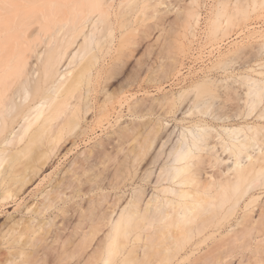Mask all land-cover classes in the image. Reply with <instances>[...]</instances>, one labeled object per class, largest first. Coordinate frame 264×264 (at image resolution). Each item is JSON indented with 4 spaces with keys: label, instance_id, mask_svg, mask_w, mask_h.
I'll return each mask as SVG.
<instances>
[{
    "label": "bare ground",
    "instance_id": "6f19581e",
    "mask_svg": "<svg viewBox=\"0 0 264 264\" xmlns=\"http://www.w3.org/2000/svg\"><path fill=\"white\" fill-rule=\"evenodd\" d=\"M157 1L0 0V218L38 180L36 201L0 232V264H225L250 240L264 264V10L221 0L208 65L170 124L146 118L172 106L170 94L148 103L146 62L136 93L129 78L116 83L131 35L139 46L151 36ZM192 6L177 10L191 27ZM158 63L165 82L173 70Z\"/></svg>",
    "mask_w": 264,
    "mask_h": 264
},
{
    "label": "rangeland",
    "instance_id": "374dc122",
    "mask_svg": "<svg viewBox=\"0 0 264 264\" xmlns=\"http://www.w3.org/2000/svg\"><path fill=\"white\" fill-rule=\"evenodd\" d=\"M144 1H146V0H144ZM157 0H153V2L155 3ZM158 1H160V2H158ZM157 2H158V4H157V6L154 8L153 6V8H151V6H149L150 8H147L146 9V12H145V18H147V16H148V19H145V24L148 26H146L147 28H149V29H151V36L150 37H148V35H150V34H147V33H149L150 32V30H149V32H147V28L145 27V30H146V34H147V37L146 38H148L147 40H145L144 42L145 43H143L142 45H136L138 42H136L135 43V41L137 40V39H135V41H133L132 39L133 38H137V33H135V35H131V37H133V38H131L130 37V40H131V42H129L128 43V45H127V49H129V50H127L128 51V53L130 52V53H132V54H130L129 53V57H128V61L123 65V66H125L124 68L122 67V71H124V72H122V71H120V72H122V74L119 72V74H121V76L120 75H118V77H116L117 79V81H116V83L118 82L119 83V81H120V79H121V83H122V78L121 77H124V78H126V79H128L129 81V83H131L129 86H128V89L131 91V92H135L136 91V88H138L137 86L139 85L136 81H137V75H138V73H137V75H135V72H137L136 71V69H138L139 71H140V68H138L139 66H141V65H143V63H141V61L143 62H146V67L148 66V68L146 69L145 68V66H143L144 68H143V70L144 69H146V70H148L147 72L144 70V75H146L145 76V82H144V87L145 86H147V87H145L144 89L145 90H147L146 92L148 93V95H146L147 96V100H148V103L150 102V101H152L151 99L153 98L152 96H153V93H154V98H156V97H158V95L159 96H164V94H166V95H169L170 94V96H166L168 99H169V97H170V99L171 100H168L167 101V103L169 102V101H171V102H169V103H172V104H170V105H172V106H168V104H167V106L168 107H173V108H175V109H173V110H167V111H169V112H171V113H169V112H167V114H168V116H169V118H168V116H166V109L168 108L167 106H166V108H165V106H163V104L162 105H159V104H157V106H158V108H157V106H154L153 108V112H152V114H151V111H152V109H151V111L149 110L148 112H147V114H146V118H147V116H150L151 118L150 119H152V120H155L156 121V119L158 120V118L157 117H159V120H160V122L163 120V121H169V123L171 124L176 118H179L180 116H182V114H180L179 113V111L177 110V112L175 111L176 109H178L177 107H179L180 106V108H181V104L179 105V102L180 103H182L183 102V104L184 103H186V101L189 99L188 97H190V91H188V89H189V87L188 86H190V81H194L193 79V77H195V74L194 73H192V72H194L195 71V69L196 68H202V67H204V68H206L207 67V65L208 64H206V62H208V60H207V58L209 57L208 56V54H209V46L208 45H210V42H211V40L209 39L210 38V33L208 32V28H210L209 27V25L211 24V17L214 15V12H215V14H217V12H218V10L221 8V5L222 4H224V3H226V2H222L221 0H197V2H195V1H193L192 3H196V5L197 4H199L200 6L199 7H197L196 5H194V4H189L190 2H191V0H190V2H188L189 0H158ZM226 1V0H225ZM230 1V0H229ZM228 1V6H229V8H230V6H232L231 8H233V3L235 2V0H232V2L230 1L229 2ZM239 1H242V0H237L236 2H237V5L234 3V6L235 7H237V6H239ZM153 2H151V0H147V3H150V5H151V3H153ZM187 2V3H186ZM220 2L222 3V4H220ZM249 6H248V8H249V14H250V16H255L257 13H259L258 11L260 10V12H261V10H264V2H262L261 0H257V2H256V4H254V0H249ZM251 2H252V4H251ZM159 3H160V6H159ZM189 4V5H193L192 6V11H194V12H196L197 10V13H200V18L198 17V19H200L199 21H197V23H196V25L195 26H193L194 25V21L192 22V18H194V17H192V16H190L189 18H190V23L189 24H191L192 25V27H194V29L191 27V26H189V25H186V24H184V21H183V17L182 16H184L185 14H186V10H188V9H191V7H189V5H188V9H186V7H187V5ZM219 4V6H217ZM185 5H186V7H185ZM227 5H223L222 6V8H224L225 6H227ZM182 7V8H184L185 9V13H183V11L181 10V8L179 9V10H181L180 11V13L179 12H177V10H178V8L179 7ZM195 6H196V8H197V10H193L194 8H195ZM216 6H217V9H216ZM200 9V11H199V9ZM219 8V9H218ZM222 8H221V10H222ZM230 8V9H231ZM161 9H163V11L161 10ZM229 9V10H230ZM165 10V11H164ZM217 10V11H216ZM224 10H228V8L227 7H225V9ZM223 10V11H224ZM188 11H190V10H188ZM150 14V15H152V14H154V16L152 15V17L154 18H151V16H149L148 15V13ZM156 12V13H155ZM158 12H162L163 14H164V12H165V14H164V16H165V18H164V16L163 15H161L160 13H158ZM158 13V14H157ZM181 13H183V15L181 14ZM156 14V15H155ZM179 14V15H178ZM180 14L182 15V16H180ZM261 14V13H260ZM262 14H264V11H262ZM158 15V16H157ZM159 15H161V16H159ZM155 16H157V17H155ZM215 16V15H214ZM213 16V17H214ZM179 17V18H178ZM212 17V18H213ZM156 18L159 20V18H161L160 20H162V21H159L158 22V20L156 21ZM180 19H182V23H180L179 22V20ZM153 20H154V22H153ZM164 20H166V21H168V24H167V22L165 23L164 22ZM148 21V22H147ZM156 21V22H155ZM147 22V23H146ZM152 22V23H151ZM162 23V22H164V23H162V24H157V25H155L156 23ZM170 22V23H169ZM153 23H155V24H153ZM150 24H152V25H150ZM161 26V25H163V27L165 26V28L167 27L168 29H163V27L161 26V27H159V26ZM183 25H185V26H187V27H185V26H183ZM156 26V27H155ZM189 26V27H188ZM151 27H153V28H151ZM157 27H159V28H161V30H163L161 33H162V35L161 34H158V32L160 31V29H155V28H157ZM191 29H193L194 31H191ZM167 30V31H166ZM168 30H170V31H168ZM210 30V29H209ZM164 32V33H163ZM169 32H172V34H169ZM174 32V33H173ZM168 33V34H167ZM165 34H166V36H168V37H170V38H172L173 36H171V35H174V37L172 38V39H170V41H172V43H168V42H170L169 40L167 41V43H164V42H166V41H164L163 43L164 44H169V45H171V47L168 45V47H170V49L167 47V46H162L161 44H162V41H163V37H165ZM156 35H161L160 37H162L161 39H158V38H160L159 36H156ZM208 35H209V37H208ZM158 37V38H157ZM167 37V38H168ZM208 37V38H207ZM208 39V40H207ZM164 40H165V38H164ZM167 40V39H166ZM153 41H155V43L153 42ZM161 42V44H159ZM157 43H158V45H157ZM223 43H224V45H223ZM221 44H222V47H224V46H226L227 44L225 43V42H222L221 41ZM146 45V46H145ZM160 45V46H159ZM128 46H131V48H129ZM136 46H138L137 48H136ZM164 47L165 49H163V48H161L162 49V52H163V50H165V51H167V52H165L164 51V53H166V55L165 54H163L162 52H160V53H162V54H159V52H158V50H157V48L156 47H158V49H160L159 47ZM247 47V46H246ZM133 48V49H132ZM136 48V49H135ZM245 48V47H244ZM251 48V47H250ZM249 48V49H250ZM257 48V47H256ZM131 49V50H130ZM135 49V50H134ZM160 49V50H161ZM167 49V50H166ZM169 49V50H168ZM242 49V48H241ZM241 49H239L240 51H241ZM248 48H245V50L243 49V51H245V52H249V49L247 50ZM132 50H134V51H132ZM155 50L157 51V52H155ZM208 50V51H207ZM237 51L236 53H238V52H240V51ZM253 49L251 48L250 49V51H252ZM262 51V50H261ZM263 51H264V48H263ZM262 51V52H263ZM245 52L244 53H242V54H244L245 55ZM253 52V51H252ZM236 53L234 52V54L233 55H236ZM241 53H239V56L241 55ZM249 54H250V52H249ZM252 54V53H251ZM154 55H155V57H156V55H158V57H156V58H158V60L157 59H155L154 58ZM163 55V56H162ZM165 55V56H164ZM206 55H207V57H206ZM238 55V54H237ZM237 55L235 56L236 58H237ZM246 55H248L247 53H246ZM263 56H264V52H263ZM201 57V60H199V58ZM197 58H198V60H197ZM202 58H203V60H204V58L206 59V61L204 60V61H202ZM160 59V60H159ZM162 60V61H161ZM173 60V61H172ZM174 60H175V62H174ZM137 61H139V62H137ZM198 61V62H197ZM158 62H160V63H162V64H164V66H165V70H167V71H169V70H173V71H171V75L169 74L170 73V71L167 73V71H165V73H167V74H169V76L167 75V74H165L166 76H167V78H169L168 80L166 79V83L164 82V81H162V78H159L161 75V73L159 74V72L160 71H158V74L156 73V71L160 68V66H158ZM169 62V63H168ZM171 62H172V65L173 66H175V70H174V67H172V65L171 66H169L170 64H171ZM174 62V63H173ZM138 63V64H137ZM140 63V64H139ZM158 63V64H157ZM176 63V64H175ZM201 63V64H200ZM205 63V64H204ZM145 64V63H144ZM161 64V65H162ZM165 64H167V67H166V65ZM169 64V65H168ZM139 65V66H138ZM200 65V66H199ZM203 65V66H202ZM205 65V66H204ZM156 66L158 67V68H156ZM163 66V65H162ZM202 66V67H201ZM195 67V68H194ZM157 70H156V69ZM162 68V67H161ZM161 68H160V70H161ZM164 68V67H163ZM162 68V69H163ZM173 68V69H172ZM203 68V69H204ZM194 69V70H193ZM177 70H178V72H177ZM180 70V71H179ZM155 71V72H154ZM163 71V70H162ZM163 71V72H164ZM152 72H154V73H152ZM162 72V73H163ZM146 73H148V74H146ZM174 73V74H173ZM152 74H153V76H152ZM154 74H157L158 76V78L160 79V81H158L157 79V77L154 75ZM178 74H179V76H178ZM194 74V75H193ZM125 75V76H124ZM135 75V76H134ZM147 75H148V77H147ZM150 75H151V77H150ZM165 75H162L163 77L165 76ZM175 75H177V76H175ZM165 76V77H166ZM170 76H171V79H170ZM173 76V77H172ZM130 77H132V78H130ZM147 77V78H146ZM165 77H164V80H165ZM120 78V79H119ZM134 78V79H133ZM150 78H152V82H150L151 80H149ZM155 78H157L155 81H153ZM192 78V79H191ZM134 81H133V80ZM148 79V80H147ZM119 80V81H118ZM157 81H158V83L160 82V85L159 84H157ZM164 82V83H163ZM134 85H133V84ZM137 83V84H136ZM152 83V84H151ZM190 83V84H189ZM150 84V85H149ZM157 86H156V85ZM163 86H162V85ZM166 84V85H165ZM189 84V85H188ZM136 85V86H135ZM115 86L117 87V84H115ZM114 86V87H115ZM133 86V87H132ZM150 86V87H149ZM154 87V88H152V87ZM149 87V88H148ZM157 87H158V89H157ZM163 87V88H162ZM186 87V88H185ZM131 88H132V90H131ZM186 89V90H184V89ZM162 89V90H161ZM165 89V90H164ZM182 89V91H180ZM149 90H151V91H149ZM155 90H157V91H155ZM158 90H161L160 92L158 91ZM183 90L185 91V93L183 92ZM157 93V92H159V93H157V94H155V92ZM150 92V93H149ZM151 92H153V93H151ZM177 92H179V93H181L182 92V94L183 95H181L180 97H178V94H177ZM136 93V92H135ZM146 93V94H147ZM163 93V94H162ZM168 93V94H167ZM171 93H173L172 95H176L175 97L174 96H171ZM187 94H189V95H187ZM150 95H152V96H150ZM157 95V96H156ZM187 95V96H186ZM164 96V97H165ZM148 97H150V98H148ZM176 97H178V98H176ZM133 98V96L131 97V99ZM176 98V99H175ZM180 98V99H179ZM183 98V99H182ZM133 99H135V96H134V98ZM132 99V100H133ZM182 99V100H181ZM185 99V100H184ZM150 100V101H149ZM172 100H173V102H172ZM177 103H176V102ZM151 103V102H150ZM149 103V104H150ZM162 103H163V101H162ZM165 103V102H164ZM182 104V105H183ZM156 105V104H155ZM174 105V106H173ZM175 105H177V106H175ZM162 108H161V107ZM165 108V111H164V108ZM163 109V110H162ZM171 109V108H170ZM159 110V111H158ZM164 111V112H163ZM173 111L175 112V114L173 113ZM155 112V113H154ZM156 112H158V113H156ZM165 113V114H164ZM170 114H172V115H170ZM178 115V116H177ZM163 116H165V118H163ZM156 117V118H155ZM166 117H167V119H166ZM174 117V118H173ZM85 118H87V115H86V117ZM84 118V119H85ZM149 118V117H148ZM147 118V119H148ZM170 118H171V120H170ZM173 118V119H172ZM169 119V120H168ZM158 120V121H159ZM175 122V121H174ZM48 171V170H47ZM38 181V180H37ZM37 181H35L33 184H29V186H28V188L26 189V191H25V193L23 194V195H27V197L25 198V200L23 201V203L20 205V206H18V207H16V209H14V207L15 206H11V207H7L5 210H6V213L7 214H4L1 218H0V232L1 231H5V229L7 228V227H5V225H6V222L9 220L8 219V216L9 215H14V216H17V214L19 213L18 212V210L17 209H21L22 207H23V205L24 204H27V203H31V201L33 202V201H36V199L35 200H33V198H34V195L38 192V190L37 189H32L33 187H34V185H35V183L37 182ZM41 188V187H40ZM31 190V191H30ZM28 192H30L29 194H27ZM264 195V194H263ZM263 196H261V198H262ZM260 198V199H261ZM258 203V202H257ZM20 214V213H19ZM24 216V218H27V217H29L30 215H31V213H25V214H23ZM258 216V215H257ZM257 216H256V218H257ZM18 218V217H17ZM251 241V242H250ZM247 244L248 245H246V247H244V248H242V247H236L233 251H232V254L231 255H228V257L225 259V264H253L254 263V260H255V254H254V247H255V244H256V242H257V240L255 241V240H250ZM264 242V241H263ZM258 243V242H257Z\"/></svg>",
    "mask_w": 264,
    "mask_h": 264
}]
</instances>
